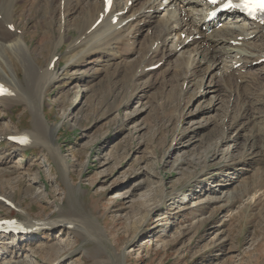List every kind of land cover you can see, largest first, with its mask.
I'll return each instance as SVG.
<instances>
[{"label":"rangeland","instance_id":"obj_1","mask_svg":"<svg viewBox=\"0 0 264 264\" xmlns=\"http://www.w3.org/2000/svg\"><path fill=\"white\" fill-rule=\"evenodd\" d=\"M83 3L56 48L58 78L42 89L39 105L60 161L31 145L1 163L0 179L10 185L3 193L13 202L0 200V219H53L58 209L73 206L90 227L85 234L70 225L12 233L0 243L7 251L0 264H264V60L228 92L216 70L183 81L176 76L183 60L173 56L154 68L164 71L141 90L126 63L119 73L107 68L93 74V54L69 66L84 48L69 49L76 19L89 13ZM50 4L54 8L57 0H35L15 17L41 67L52 49L42 36L49 32L57 42L61 35L63 12L54 13L50 28L43 25ZM150 35L154 39L148 27L138 32V44L123 60L132 62ZM7 66L23 77L20 63L8 59ZM84 73L88 77L79 80ZM31 118L24 103L0 104V131L27 130ZM224 136L233 141L221 142ZM6 140L0 153L17 145Z\"/></svg>","mask_w":264,"mask_h":264},{"label":"bare ground","instance_id":"obj_2","mask_svg":"<svg viewBox=\"0 0 264 264\" xmlns=\"http://www.w3.org/2000/svg\"><path fill=\"white\" fill-rule=\"evenodd\" d=\"M24 1L25 3L28 2V5L21 3ZM82 1L85 2L89 13L82 16V19H76L79 22L73 26L78 33L69 42V49L72 50L77 46H83L84 48L70 57L69 66H80L86 63L87 58L93 54L98 56V59L97 56L95 58L94 64L97 66L94 67L95 69L93 68V74L100 73L107 68L115 73L120 71L118 68L120 64L126 63L130 68L132 67L130 80H141L138 82V88L141 90L150 87L157 79L158 74L164 71V69L159 71V68L158 71L153 70L151 68L153 65L176 56V58L183 60L178 72H175L176 76L180 75L183 81L198 72L216 70L222 76V85L228 92H235L237 88L242 86L238 82H241V80L243 83L247 82L246 72L251 71L249 69L255 67L256 62L264 57V24L260 21L249 20L237 12L226 13L217 20H206L208 11L220 2L213 3L212 0H124V2L122 0H111L110 7L106 8L104 0H76L75 3L74 0H57V5L54 8L50 4V20L45 18L43 25L48 28L54 19V13L60 14L63 12V16L59 15L58 23V30H61V35L59 34L58 41L54 42L50 39V33L44 31L42 43L51 44L52 49H50V55L45 66L41 67L36 61L37 56L32 53L27 45L24 30L19 29L15 21V17L25 15L34 7L33 2L35 3V0H0V83L8 92L6 95L0 96V104L7 108L14 104L24 103L32 115L29 129L24 131H13L11 129L0 131V144L9 137L18 135H24L25 137H22L23 140L16 143L17 145L15 144L16 146L13 149L11 148V151L0 153V164L6 163L11 156L18 155V151L34 146H41L54 161H60L58 146L54 145L53 130L44 119V114L42 116L39 113V105L42 101V89L58 78L54 63H52L56 56L55 51L58 45L65 40L63 34L71 26L70 18H78V14L74 15V13L82 4ZM128 1H130V5H127ZM63 8L66 9V12H69L67 19ZM180 12L184 17L180 18ZM153 15L155 17L150 19ZM116 17L117 21L115 22ZM98 19L100 21L95 24ZM144 27L152 29L155 34L153 35L154 39L151 35L149 36V43L143 44L146 45L145 49L139 52L132 59V62L123 60L125 53L131 50L133 52L134 44H138L136 34L141 33ZM109 49H114V52H108ZM8 59L21 64L24 71L22 78L18 77L17 69L14 72L7 66ZM258 64L263 63L260 61ZM5 65L12 71L13 75H9L3 69ZM262 73L264 75V69ZM80 75L77 76L79 80L88 77L85 73ZM235 76H239V78H235ZM145 77H147L146 80L143 79ZM201 93L203 94L202 91ZM182 133L183 131L178 132V136L182 135L179 139L183 137L184 133ZM228 140L233 141L225 136L224 139L221 138V142H227ZM190 141L191 138L187 139V142L190 143ZM25 144L27 145L25 146ZM229 145L228 147L231 148L234 146V142H230ZM62 168H64V172L67 171L66 167ZM6 186H10L9 183L0 179V200L11 204L13 202L11 196L3 193ZM15 207L17 206L15 205ZM71 207L73 209H58L59 215L53 219L32 217L30 214L21 220H18V218L13 219L14 222L11 226L16 232L0 231V243L4 242L2 239L7 238L8 235L10 239L15 233H20L18 230L22 228L34 231L54 228L56 225H70L75 232L85 234L90 225L83 218L84 216L77 214L76 208ZM2 218L8 217L4 216ZM3 232H6V234ZM4 249L1 248L0 257L6 254L7 251Z\"/></svg>","mask_w":264,"mask_h":264},{"label":"snow or ice","instance_id":"obj_3","mask_svg":"<svg viewBox=\"0 0 264 264\" xmlns=\"http://www.w3.org/2000/svg\"><path fill=\"white\" fill-rule=\"evenodd\" d=\"M212 2L215 3L216 0H212ZM223 7H243L249 14L256 12L264 13V0H242L241 4H233L231 0H228L227 3L223 4ZM0 89H2V86H0Z\"/></svg>","mask_w":264,"mask_h":264}]
</instances>
